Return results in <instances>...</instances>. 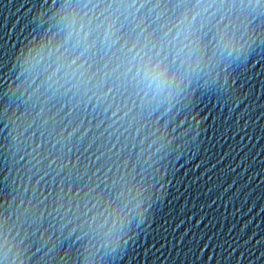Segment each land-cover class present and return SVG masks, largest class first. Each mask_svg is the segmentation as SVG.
I'll use <instances>...</instances> for the list:
<instances>
[{
  "label": "clouds",
  "instance_id": "1",
  "mask_svg": "<svg viewBox=\"0 0 264 264\" xmlns=\"http://www.w3.org/2000/svg\"><path fill=\"white\" fill-rule=\"evenodd\" d=\"M261 16L264 0H59L47 27L20 50L4 93L0 123L13 161L24 160L30 175L51 168L78 127L69 130L70 120L57 130L55 117L65 107L71 115L91 106L110 120L109 127L133 109L167 111L191 84L214 79L246 55ZM134 179L115 182L119 190L110 200L92 196L91 189L79 199V190L70 195L71 187L58 194L60 201L67 197L56 209L59 229L71 224L69 235L79 230L76 239L85 240L82 264L114 247L129 215L144 203L141 182ZM26 191L17 185L0 203V264H29L27 231L22 234L30 223Z\"/></svg>",
  "mask_w": 264,
  "mask_h": 264
},
{
  "label": "water",
  "instance_id": "2",
  "mask_svg": "<svg viewBox=\"0 0 264 264\" xmlns=\"http://www.w3.org/2000/svg\"><path fill=\"white\" fill-rule=\"evenodd\" d=\"M58 2L0 0V111L7 99L4 93L16 74L20 50L47 27ZM253 26L255 39L245 56L227 69L218 70L214 79L204 77L191 84L188 93L167 111L162 108L138 114L133 109L121 124L109 127L110 120L92 112L91 106L71 115L65 107L55 119L57 130L70 120L69 130L78 126L68 145L71 150L65 148L51 168L45 167L37 175L26 172L24 160L13 161L7 129L0 123V203L10 199L9 193L17 185L26 186L25 198H31L30 223L23 225L22 234L27 231L29 264H82L85 240L76 239L79 230L69 235L71 224L59 229L56 209L67 197L60 201L58 194L71 187L70 195L76 196L79 190V199L91 189L92 196L110 200L119 190L115 182L130 176L135 177L133 184L141 182L143 188L264 54V16Z\"/></svg>",
  "mask_w": 264,
  "mask_h": 264
}]
</instances>
